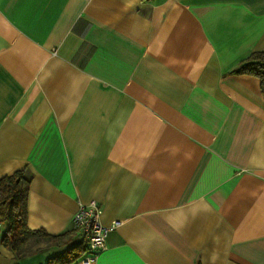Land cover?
<instances>
[{
	"label": "crops",
	"instance_id": "1",
	"mask_svg": "<svg viewBox=\"0 0 264 264\" xmlns=\"http://www.w3.org/2000/svg\"><path fill=\"white\" fill-rule=\"evenodd\" d=\"M259 50L264 0H0V176L31 173L27 226L73 230L94 199L119 224L90 264H264V93L235 71ZM59 250L0 241V264Z\"/></svg>",
	"mask_w": 264,
	"mask_h": 264
},
{
	"label": "trees",
	"instance_id": "2",
	"mask_svg": "<svg viewBox=\"0 0 264 264\" xmlns=\"http://www.w3.org/2000/svg\"><path fill=\"white\" fill-rule=\"evenodd\" d=\"M236 72L253 74L259 78L264 93V51L249 53L235 68ZM31 173L26 167L0 176V221L6 223L0 235L1 244L13 252L16 258L35 253L43 248H60L49 256L44 264H72L77 262L84 250L82 242H70L75 231L58 234L48 233L43 228L27 226V195Z\"/></svg>",
	"mask_w": 264,
	"mask_h": 264
},
{
	"label": "built area",
	"instance_id": "3",
	"mask_svg": "<svg viewBox=\"0 0 264 264\" xmlns=\"http://www.w3.org/2000/svg\"><path fill=\"white\" fill-rule=\"evenodd\" d=\"M72 222L76 237L84 245L83 253L77 260L81 264H90L96 259L105 248L108 233L119 224L118 221L103 223L100 219V207L94 199L77 206Z\"/></svg>",
	"mask_w": 264,
	"mask_h": 264
}]
</instances>
